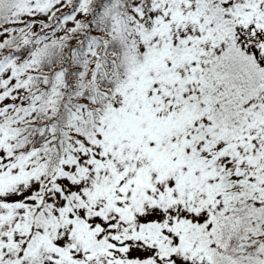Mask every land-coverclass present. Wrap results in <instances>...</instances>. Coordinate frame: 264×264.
I'll list each match as a JSON object with an SVG mask.
<instances>
[{
    "label": "snow or ice",
    "instance_id": "6c2138e0",
    "mask_svg": "<svg viewBox=\"0 0 264 264\" xmlns=\"http://www.w3.org/2000/svg\"><path fill=\"white\" fill-rule=\"evenodd\" d=\"M0 264H264V0H0Z\"/></svg>",
    "mask_w": 264,
    "mask_h": 264
}]
</instances>
